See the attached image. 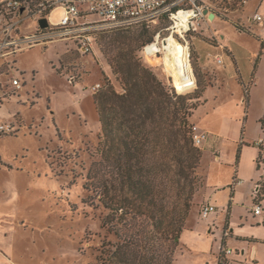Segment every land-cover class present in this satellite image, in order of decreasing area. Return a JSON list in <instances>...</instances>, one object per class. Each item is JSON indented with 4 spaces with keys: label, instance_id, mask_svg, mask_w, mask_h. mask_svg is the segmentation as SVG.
Wrapping results in <instances>:
<instances>
[{
    "label": "rangeland",
    "instance_id": "rangeland-1",
    "mask_svg": "<svg viewBox=\"0 0 264 264\" xmlns=\"http://www.w3.org/2000/svg\"><path fill=\"white\" fill-rule=\"evenodd\" d=\"M208 1L215 4L214 12L227 20L217 17L214 21L206 17L200 24L195 23L196 30L192 28L185 37L173 32L169 28L172 22L166 18L149 26H130L134 31L145 25L150 34L160 32L158 56L146 59L140 50L138 58L168 88L191 97L198 92L203 94L206 84L195 48L201 53L200 49L210 47L203 40L193 42L192 36L214 44L218 41L216 35L206 37L197 29L220 32L225 28L237 42L256 50L257 55L263 52L264 29H260L263 25L258 27L252 23L251 28H247L244 22L257 11L264 15V0ZM64 14V9H55L50 19L60 22ZM103 30L110 29H102L98 34ZM170 36L188 47L195 79V86L189 92H181L175 86L165 63L167 50L162 42ZM12 61L23 84L12 92L20 95V102L25 106L17 115L0 119L14 125L10 132L0 135V264H98L101 251L118 239L103 226L108 209L94 200L92 191L85 188L91 165L101 158L102 126L94 94L103 89L108 80L119 92L124 89L98 43L86 54L78 52L76 45L67 41L37 45L12 57ZM251 64V80L244 75L240 78L239 73L233 71L230 75L232 90L226 91V85L222 92L211 88L205 99L189 101L197 107L191 111L192 124L202 123L210 132L200 146V187L189 219L202 218L201 209L206 202H212L217 209L212 212V222L203 228L213 236L209 237L210 243L201 238L203 242L200 240L199 244L192 239L195 238L192 233L187 235L188 242L184 241L177 251L173 264H205L204 257L209 256L212 249L218 257L238 169L245 182L238 185V195L231 202L232 220L252 221L253 209L258 203L254 200L257 183L261 184L259 199L264 205V150L258 166L261 149L256 144L257 140H264V58L259 66L255 59ZM96 84H101L97 90L94 89ZM245 87L250 94L244 101ZM2 92L0 87V101L13 96L4 97ZM199 221L206 222L205 219ZM228 245L234 252H242L241 242L230 239ZM241 262H245L244 256ZM246 263L252 264V261Z\"/></svg>",
    "mask_w": 264,
    "mask_h": 264
},
{
    "label": "trees",
    "instance_id": "trees-1",
    "mask_svg": "<svg viewBox=\"0 0 264 264\" xmlns=\"http://www.w3.org/2000/svg\"><path fill=\"white\" fill-rule=\"evenodd\" d=\"M140 27L103 30L97 38L124 89L108 80L94 94L101 158L91 165L85 188L108 209L103 226L118 239L101 251L98 264H173L200 187L202 149L190 121L197 107L189 101L203 94L175 92L141 62L137 52L155 34ZM257 145L259 166L264 143Z\"/></svg>",
    "mask_w": 264,
    "mask_h": 264
},
{
    "label": "built area",
    "instance_id": "built-area-1",
    "mask_svg": "<svg viewBox=\"0 0 264 264\" xmlns=\"http://www.w3.org/2000/svg\"><path fill=\"white\" fill-rule=\"evenodd\" d=\"M58 8L64 9V17L60 22H53L50 15ZM208 13L209 8L204 0H0V87L3 90L2 94L4 97L9 94L10 97L16 94L12 92L14 88H22L23 84L15 73V63L12 57L26 49L57 41H67V43H74L78 52L86 54L93 51L98 43V32L102 29L140 24L149 26L165 18L172 22L169 28L173 32L185 37L192 28L196 27L195 23L200 24L206 17L209 18ZM42 18H47V26L41 24ZM253 19L261 20L262 16L256 13ZM159 40L160 32L155 35L153 42L143 47L142 53L146 59L158 56L161 50ZM153 44L158 48H151ZM9 85L12 88H9ZM100 85L96 84L94 89L97 90ZM12 129V124L0 123V135ZM193 131L194 144L200 146L207 138V133L199 131L196 125ZM262 165L264 167V163ZM260 188L261 184L257 183L254 197H259ZM260 203L259 200L254 206L255 214H260L264 210ZM213 211H215V206L207 203L202 206L201 215L207 217ZM230 235L231 231L229 227H226L215 264L232 263L231 255L234 250L227 242Z\"/></svg>",
    "mask_w": 264,
    "mask_h": 264
},
{
    "label": "crops",
    "instance_id": "crops-1",
    "mask_svg": "<svg viewBox=\"0 0 264 264\" xmlns=\"http://www.w3.org/2000/svg\"><path fill=\"white\" fill-rule=\"evenodd\" d=\"M204 2H205V5L209 8L208 14H209V18L211 20L214 18V21H215L217 19V17L223 18V17H221V15H218V13H215L214 10L212 9L215 4H213L212 2H210L208 0H204ZM256 13H259L262 16L261 20L253 19V16ZM254 14H253V16H251V18L248 19L247 22H244V23H246L245 27L251 28L252 23L253 24L256 23V24H258V27H260V25H263L260 27V29L261 28L264 29V15H263V13H260L259 11H257ZM224 20H227V19H224ZM194 30H196V27L194 28ZM256 30H259V29L257 28ZM197 31H198V33H201V34L205 35L206 37L216 35L217 40H218L217 43L214 44V43H210V42L206 41L205 39H203L200 36H196V35L192 36L193 42L195 39H199V40H203L206 43L210 44L209 48L200 49V50H202L201 53H199L198 50L195 48V50L197 51V56H198L197 57L198 66L200 68L201 73H203L204 77L206 78V84H205V87L203 89V96H202L203 99H205L206 93H209V89H211V88H214V89L222 92L225 89V87L228 86V89H226V91L232 90L231 83H232L233 79L231 78L230 75H232L233 71H235V73H239L240 78L242 77L241 75L247 76V78L250 80L253 78V74L251 72V65H252L251 62L254 61V59H255L258 66L260 65L262 59L264 58V45H262L263 52H261V54L257 55L258 52L256 50L248 48L247 46L240 43L239 41L237 42L232 36H230V34L227 32V30L225 28H223L220 32H218V30H216V29L212 30L213 32L210 29H204V30H202V29L198 30L197 29ZM241 31L243 32L244 29H241ZM263 41H264V39H263ZM65 51L62 54H64ZM23 52H21V53H23ZM226 57H227L228 61L226 60ZM220 59H221V61H220ZM109 69H111V68L109 67ZM109 73H110V70H109ZM16 75H18V74H16ZM239 80L241 81V79L238 78V81ZM243 81H244V79H243ZM240 83H243V82H240ZM245 84H247V83H245ZM245 84H244V86H245ZM9 88H12V86L9 85ZM249 94H250V90H249ZM5 99H7L6 102L4 101ZM16 99H18V100H16ZM20 99H21L20 95L17 94V95H13L11 98L7 97V98H4L2 101H0V119L2 117H4L3 119H5L8 115H9V117L11 115H12L11 117H13V115H15V114L17 115L18 112L21 111V108L25 106V105H23L24 103L20 102ZM245 99H246V97H244V101H245ZM241 100L243 101V99H241ZM2 122L5 123L3 120L0 121V123H2ZM201 124L202 123H195L194 125H196L198 127L199 131L206 132L207 133L206 139H208L210 132L206 128H203L202 127L203 124L202 125ZM13 128H14V125H13ZM259 142L264 143V140L259 139L256 141V144H258ZM200 146H202V145H200ZM256 156H257V152L253 156L254 161H255ZM200 168L202 169V163H201ZM249 178L251 181L253 180L252 177H249ZM235 180H234V184H232L233 185V197H231V202H234V199L238 195V189H237L238 185H240V184L242 185V183L245 182V179L241 178L239 175V169L236 171V179ZM207 203H210V202H206L205 204H207ZM210 204H212V202ZM232 207L233 206L231 204L230 209H232ZM263 207H264V205H263ZM216 209H217V207H215V211H216ZM230 212H231V210H230ZM253 213H254V211H253ZM191 214H192V212H191ZM213 215L214 214H212V213L209 214L207 217H203L201 215L202 218H200V219L193 218L192 221H190V219L188 218L187 227L181 235V243L178 246L176 253L179 249L182 248V244L184 243V241L188 242L187 241L188 239H186L187 235L193 234L195 236V238H192V239L194 241L198 240V243L200 240L203 242V240L201 238H204V240H206L208 242L210 241L209 237H213V236H211L210 234H207L203 228H204V225L208 226L209 223L212 222V220L214 218ZM195 217H196V215H195ZM211 217H213L212 220L210 219ZM201 219H205L206 222L204 224H201V222L199 221ZM216 221L217 220H215L214 222H216ZM246 221L247 222H245V223H243V222L240 223V222H236V221L232 220V212H231L230 218L227 220L226 227H229V229L231 231V235L227 240L228 244L230 242V239L231 240L233 239L234 241L236 240V241L241 242V245H242V252L241 253L239 251H235L231 255L232 263L248 264V263H246V261L250 260V261H252V264H261L262 260H264V210L260 214L254 213L252 221L250 223L248 222V220H246ZM210 228H211V225H210ZM186 233H188V234H186ZM222 236H223V233L220 236L219 247L221 244ZM190 238H191V236H190ZM241 254H243V255H241ZM204 255H205V253H204ZM0 256H1V254H0ZM242 256L245 257L244 263L241 262ZM204 258H205L204 259L205 264H215V262L217 260L216 251H214L212 249L209 256L205 255Z\"/></svg>",
    "mask_w": 264,
    "mask_h": 264
},
{
    "label": "bare ground",
    "instance_id": "bare-ground-1",
    "mask_svg": "<svg viewBox=\"0 0 264 264\" xmlns=\"http://www.w3.org/2000/svg\"><path fill=\"white\" fill-rule=\"evenodd\" d=\"M163 47L167 50L165 63L172 75L173 83L181 92H189L195 86V79L190 66L188 47L182 45L173 36L163 41ZM151 48H158L153 44Z\"/></svg>",
    "mask_w": 264,
    "mask_h": 264
},
{
    "label": "water",
    "instance_id": "water-1",
    "mask_svg": "<svg viewBox=\"0 0 264 264\" xmlns=\"http://www.w3.org/2000/svg\"><path fill=\"white\" fill-rule=\"evenodd\" d=\"M41 24H42L43 26H47V25H48V20H47V18H42V19H41Z\"/></svg>",
    "mask_w": 264,
    "mask_h": 264
}]
</instances>
